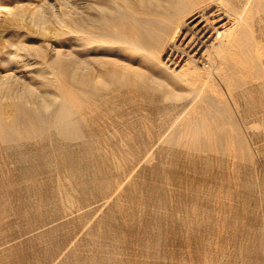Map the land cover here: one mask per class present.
Masks as SVG:
<instances>
[{
  "label": "rangeland",
  "instance_id": "1",
  "mask_svg": "<svg viewBox=\"0 0 264 264\" xmlns=\"http://www.w3.org/2000/svg\"><path fill=\"white\" fill-rule=\"evenodd\" d=\"M66 2L7 0L15 12L0 18V75L13 50L35 65L29 87L0 85V104L13 107L29 93L23 107L38 121L60 102L40 108L43 93H53L42 74L50 79L52 64H64L54 48L64 51L78 34L67 30ZM31 12L51 17L47 29ZM256 23L264 44V7ZM20 41L28 47L17 49ZM255 85L242 87L255 100L240 97L242 148L230 151L176 138L187 99L119 85L92 99L93 136L52 122L44 132L0 138V264H264V84Z\"/></svg>",
  "mask_w": 264,
  "mask_h": 264
},
{
  "label": "bare ground",
  "instance_id": "2",
  "mask_svg": "<svg viewBox=\"0 0 264 264\" xmlns=\"http://www.w3.org/2000/svg\"><path fill=\"white\" fill-rule=\"evenodd\" d=\"M6 1L0 0V18L15 12ZM66 1L67 30L74 28L78 34L68 36L70 42H65L64 51L55 46V56L64 54L65 62L52 64L55 74L50 79L42 74L53 93H43L42 101L37 102L40 108L48 109L51 100L58 99L59 105L41 122L23 107V100H29L30 94L19 93L13 107L0 104V138L44 132L52 122L63 132L86 137L96 134L89 127L90 103L101 88L119 85L135 91H158L171 101L180 97L189 101L183 115L176 118L180 128L174 130L184 145L228 151L242 148V130L234 117L241 111L240 97L244 96L247 104L255 100L242 87L264 84V62H259L264 44L256 32V15L264 7V0ZM37 15L31 12L32 21L47 29L51 17L45 12ZM25 43H16L17 49L28 47ZM20 52L13 50L7 60V53L2 56V67L10 69L0 75V85L5 88L13 89L18 83L29 87L27 77L35 67L34 60Z\"/></svg>",
  "mask_w": 264,
  "mask_h": 264
}]
</instances>
